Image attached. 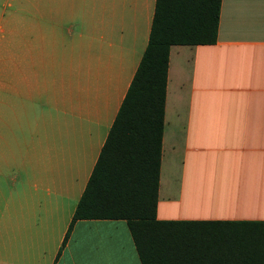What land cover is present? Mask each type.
I'll return each mask as SVG.
<instances>
[{
    "label": "crops",
    "instance_id": "crops-1",
    "mask_svg": "<svg viewBox=\"0 0 264 264\" xmlns=\"http://www.w3.org/2000/svg\"><path fill=\"white\" fill-rule=\"evenodd\" d=\"M156 1L29 0L14 24L0 161L17 175L0 184V264H142L124 220H79L61 248ZM157 218L264 221V0H221L215 43L171 47Z\"/></svg>",
    "mask_w": 264,
    "mask_h": 264
},
{
    "label": "trees",
    "instance_id": "trees-1",
    "mask_svg": "<svg viewBox=\"0 0 264 264\" xmlns=\"http://www.w3.org/2000/svg\"><path fill=\"white\" fill-rule=\"evenodd\" d=\"M221 0H157L147 49L77 205L79 220H124L142 264H264V221L157 218L172 46L213 44Z\"/></svg>",
    "mask_w": 264,
    "mask_h": 264
},
{
    "label": "rangeland",
    "instance_id": "rangeland-1",
    "mask_svg": "<svg viewBox=\"0 0 264 264\" xmlns=\"http://www.w3.org/2000/svg\"><path fill=\"white\" fill-rule=\"evenodd\" d=\"M29 7V0H0V22L5 25L4 32L0 31V67L3 66V63L9 62L7 60L13 58L15 54L14 24L28 23L29 18L24 15H28ZM19 16H21V20L18 19ZM1 166L2 162L0 161V184L10 186L13 184L12 181L16 178L17 172L7 169L3 171ZM4 176H6V182L3 181Z\"/></svg>",
    "mask_w": 264,
    "mask_h": 264
}]
</instances>
